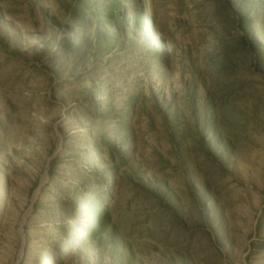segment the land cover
Instances as JSON below:
<instances>
[{"label": "rangeland", "instance_id": "rangeland-1", "mask_svg": "<svg viewBox=\"0 0 264 264\" xmlns=\"http://www.w3.org/2000/svg\"><path fill=\"white\" fill-rule=\"evenodd\" d=\"M0 184V264H264V0H0Z\"/></svg>", "mask_w": 264, "mask_h": 264}, {"label": "bare ground", "instance_id": "bare-ground-1", "mask_svg": "<svg viewBox=\"0 0 264 264\" xmlns=\"http://www.w3.org/2000/svg\"><path fill=\"white\" fill-rule=\"evenodd\" d=\"M1 184H2V183H1ZM1 184H0V185H1Z\"/></svg>", "mask_w": 264, "mask_h": 264}]
</instances>
